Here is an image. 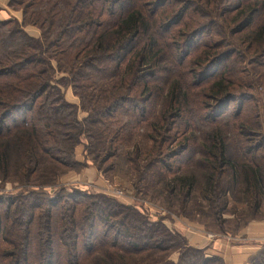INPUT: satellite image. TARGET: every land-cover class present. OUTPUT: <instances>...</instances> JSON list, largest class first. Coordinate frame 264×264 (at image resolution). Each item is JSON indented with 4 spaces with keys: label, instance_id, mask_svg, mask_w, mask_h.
Wrapping results in <instances>:
<instances>
[{
    "label": "trees",
    "instance_id": "trees-1",
    "mask_svg": "<svg viewBox=\"0 0 264 264\" xmlns=\"http://www.w3.org/2000/svg\"><path fill=\"white\" fill-rule=\"evenodd\" d=\"M7 1L22 19L0 22L2 177L24 178V189L55 182L63 169L125 153L145 128L148 149L126 151L137 191L152 189L183 208L197 187L214 217L230 198L259 211L264 136L251 127L253 99L236 94L241 77L226 78L233 55L247 51L253 65L264 58V0ZM226 27L244 48L209 52ZM172 131L181 138L174 149ZM194 131L206 138L203 173L184 174L195 159ZM35 187L11 199L0 194V264H224L136 205L66 187L47 198ZM249 264H264V249Z\"/></svg>",
    "mask_w": 264,
    "mask_h": 264
},
{
    "label": "rangeland",
    "instance_id": "rangeland-1",
    "mask_svg": "<svg viewBox=\"0 0 264 264\" xmlns=\"http://www.w3.org/2000/svg\"><path fill=\"white\" fill-rule=\"evenodd\" d=\"M230 7L231 4L228 3L225 4L222 9L228 11ZM232 15L233 14H229V17ZM222 22L223 20L221 18L218 23L221 24ZM32 28L36 29L35 27ZM231 29L232 28L226 27L225 30L220 32V35L214 39V48H212L209 52L219 54L224 50L232 48L233 46L239 47L237 45L240 44L238 42V37L240 36L239 34L237 36L235 33H233L236 31H233L230 34ZM247 32L248 31H245L241 35ZM241 46L243 47V45ZM253 51L254 50H251V54ZM243 52H246V56L248 57V52L244 50ZM206 53L208 52H203L202 55ZM247 57H245L242 53L233 55V60L230 62L228 67L230 68L231 72L227 75L226 80L236 82L238 78L241 77L239 82L241 87L236 88V94H239L240 92L244 93L245 95L248 94L253 99L251 103L249 102V104H247V112L250 114V117H253V119H250L251 127L253 130L263 133L262 135L264 136V58L259 63L253 65L250 60L248 61ZM64 94L67 101L78 103V100L73 96L70 89L64 91ZM188 96L191 100H193V97L190 95ZM230 108L231 111H236V104H230ZM159 110L160 105L158 107V111ZM82 116L83 114L79 113V117L81 118ZM256 116L258 118H255ZM146 133L147 131L145 128L139 129L136 134H134L132 143L128 145L127 148H125V153L123 151L122 153L117 154L116 157L108 158L105 161L104 159H99L97 163L89 161L87 167L82 169H72V171L69 172L68 169H63L66 173L64 176H61L58 180H55V182L53 181L51 183H45V185L39 182L32 184V182L30 185L26 184L28 185V188L24 189L22 187L24 186L22 183H26L23 181L24 178L21 179L13 173L6 175L7 178H4L2 175H0V194L11 199L17 197L26 190L38 191V188L35 186L41 185L43 188H39L42 189L40 192H44L46 194L45 197L49 198L52 195L60 192L61 187H66V190L68 191L69 188H76L90 194H103L119 201L120 203L123 201L127 202L128 205H136L138 210H140L141 213L146 214L152 221L156 220L154 219L155 216L153 215L160 216L158 218H163L166 222L168 221V225L170 224L169 220H174V222L177 220H183L187 224L202 226L205 231L208 230L207 232L215 235H223L225 233L236 234L239 227L243 226L246 222L264 217V200L259 211L255 214L244 205L239 203L240 201L234 202L230 198L226 210H223L224 212H220L216 217H214L210 214L209 207L207 206L208 203L203 199L197 187L194 188L192 195L185 199V205L183 208H179L181 206L180 204L179 206L177 204L176 206H173L172 202H169L165 195L159 196L154 193L152 189H150L146 194L137 191L134 187L135 182H133L135 178L132 179L134 177V174H132L131 171L132 169L131 167H126V156L127 152H133V148H139L141 152H145L148 149L150 142L146 136ZM187 134H189V131ZM193 134L196 139L194 142L195 159L190 166H182L180 168V171H182L184 174H190L192 172L201 174L202 164L204 159H206L204 156L205 152L202 151V146L206 143L204 132L201 133L194 131ZM169 137H171L169 146L174 149L177 146V143L180 142L181 138L177 139L174 131L171 132ZM255 139L256 140L254 141H261V139ZM230 143L231 142H229V144ZM230 148L233 150L232 144L230 145ZM102 161L105 163H102ZM77 176L83 177V180L88 181L89 183L84 184L83 186L77 185V179H75ZM70 177H74V179ZM85 187L87 188L84 189ZM183 209H185V213L181 212ZM177 256V254H173L172 259L177 261Z\"/></svg>",
    "mask_w": 264,
    "mask_h": 264
},
{
    "label": "crops",
    "instance_id": "crops-1",
    "mask_svg": "<svg viewBox=\"0 0 264 264\" xmlns=\"http://www.w3.org/2000/svg\"><path fill=\"white\" fill-rule=\"evenodd\" d=\"M7 5V0H0V22L7 20L21 22V12L13 11ZM24 30L32 38L36 39L40 36L39 30L32 27H27ZM68 102L74 103L73 101ZM76 150V160L82 163L84 161L83 146H79ZM70 178L74 179V177ZM75 179H77L76 184L79 186L89 183L84 181L83 177L77 176ZM121 202L128 205L127 202ZM153 216H155L154 219L160 217ZM169 221V225L167 224L168 221H164L167 228L182 235L191 247L203 250L207 257L220 258L224 264H249L250 259L264 249V217L248 222L233 235L211 234L205 231L202 226L187 224L183 220Z\"/></svg>",
    "mask_w": 264,
    "mask_h": 264
},
{
    "label": "built area",
    "instance_id": "built-area-1",
    "mask_svg": "<svg viewBox=\"0 0 264 264\" xmlns=\"http://www.w3.org/2000/svg\"><path fill=\"white\" fill-rule=\"evenodd\" d=\"M119 195H120V193H119Z\"/></svg>",
    "mask_w": 264,
    "mask_h": 264
}]
</instances>
